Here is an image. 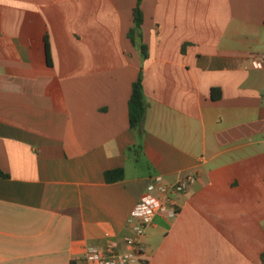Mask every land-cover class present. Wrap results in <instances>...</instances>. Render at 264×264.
I'll return each mask as SVG.
<instances>
[{"label":"crops","instance_id":"obj_1","mask_svg":"<svg viewBox=\"0 0 264 264\" xmlns=\"http://www.w3.org/2000/svg\"><path fill=\"white\" fill-rule=\"evenodd\" d=\"M136 4L0 0V264L123 250L149 185L185 175L131 264H262L264 0H143L134 45Z\"/></svg>","mask_w":264,"mask_h":264},{"label":"built area","instance_id":"obj_2","mask_svg":"<svg viewBox=\"0 0 264 264\" xmlns=\"http://www.w3.org/2000/svg\"><path fill=\"white\" fill-rule=\"evenodd\" d=\"M252 64L257 69L264 70V54L252 59ZM194 181L192 175L183 176L173 185H165L161 178H156L149 185V193L143 196L134 206L127 220L128 234L123 239L124 249L120 250L114 243L105 247L88 246L83 256L70 261V264H131L137 261L144 251L141 239L146 230L153 223L156 216L165 215L172 218L177 209L172 200L174 193L183 192ZM156 191L158 194L152 193Z\"/></svg>","mask_w":264,"mask_h":264},{"label":"trees","instance_id":"obj_3","mask_svg":"<svg viewBox=\"0 0 264 264\" xmlns=\"http://www.w3.org/2000/svg\"><path fill=\"white\" fill-rule=\"evenodd\" d=\"M142 1L143 0H137V4L133 9V27L128 33V38L134 45H138L137 37L139 36V29L143 21V15L140 9V4ZM139 47L143 56L146 57V46L139 43ZM146 107L147 104L143 92L142 76L139 75L136 81L132 84V93L128 101V117L129 125L131 128H136L142 124L146 112ZM0 175H2V173H0ZM104 178L108 183L121 181L124 178V171L123 169L106 171L104 173ZM261 263L264 264V253L261 254Z\"/></svg>","mask_w":264,"mask_h":264}]
</instances>
